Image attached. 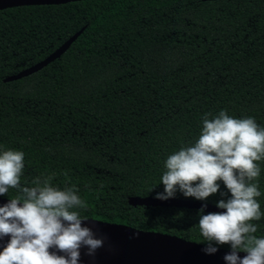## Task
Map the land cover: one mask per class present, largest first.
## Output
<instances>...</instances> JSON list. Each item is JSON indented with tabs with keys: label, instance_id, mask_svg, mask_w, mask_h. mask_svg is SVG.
<instances>
[{
	"label": "trees",
	"instance_id": "1",
	"mask_svg": "<svg viewBox=\"0 0 264 264\" xmlns=\"http://www.w3.org/2000/svg\"><path fill=\"white\" fill-rule=\"evenodd\" d=\"M80 29L58 58L3 81ZM221 110L264 128V0H81L0 10V152L24 153L22 186L53 176L51 186L75 187L86 202L73 209L82 217L207 245L200 209L133 206L128 198L162 193L167 157L196 141L205 113L212 119ZM256 163L261 218L251 223L264 238V159ZM217 183L203 201L179 190L174 197L216 206L231 195Z\"/></svg>",
	"mask_w": 264,
	"mask_h": 264
},
{
	"label": "clouds",
	"instance_id": "2",
	"mask_svg": "<svg viewBox=\"0 0 264 264\" xmlns=\"http://www.w3.org/2000/svg\"><path fill=\"white\" fill-rule=\"evenodd\" d=\"M209 116L204 114L194 143L167 157L159 181L164 191L155 198H173L179 190L185 197L203 201L218 192L217 182L222 181L231 195L216 206L225 211L203 214V207L199 210L201 242L207 244L204 251L214 253V245L227 244L232 250L224 256L227 264H264V238L253 235L257 226L251 223L261 218L256 200L261 193L255 181L260 175L256 162L264 159V128L252 117L234 118L226 110L212 119ZM23 169L22 151L0 152V195H8L9 189L19 193L0 206V237L10 236L0 251V264H79L82 247L94 257L104 240L83 223L88 217L73 210L86 207L78 190L51 186L53 176L35 179L34 187L22 186ZM52 248L64 255L50 252ZM239 251L247 254L241 258Z\"/></svg>",
	"mask_w": 264,
	"mask_h": 264
},
{
	"label": "water",
	"instance_id": "3",
	"mask_svg": "<svg viewBox=\"0 0 264 264\" xmlns=\"http://www.w3.org/2000/svg\"><path fill=\"white\" fill-rule=\"evenodd\" d=\"M74 1L81 0H0V10L24 5H57ZM81 30L75 32L44 59L16 74L5 77L3 81L16 80L40 70L64 53ZM155 197L131 196L128 198V203L133 206H174L195 209L203 207L206 212L225 211L215 205L197 200L175 197L160 200ZM9 200V198L0 196V206L7 204ZM83 223L93 230L96 237L103 238L104 246L97 250L94 257L86 255V249L82 247L79 264H227L224 256L232 251L216 247V252L207 253L204 251L207 245L185 240L175 235L141 230L94 218H89ZM9 240L10 236L0 237V251ZM49 251H55L57 255H64L55 248L49 249ZM246 254L242 251L237 253L241 258Z\"/></svg>",
	"mask_w": 264,
	"mask_h": 264
}]
</instances>
